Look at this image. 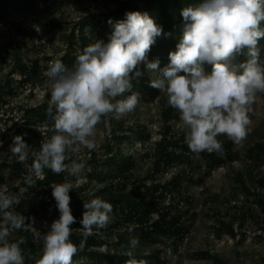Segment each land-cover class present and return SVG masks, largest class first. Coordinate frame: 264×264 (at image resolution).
Wrapping results in <instances>:
<instances>
[{
  "label": "clouds",
  "instance_id": "obj_1",
  "mask_svg": "<svg viewBox=\"0 0 264 264\" xmlns=\"http://www.w3.org/2000/svg\"><path fill=\"white\" fill-rule=\"evenodd\" d=\"M181 16L180 39L163 67L158 59H148L162 26L147 11L139 10L126 11L122 19L109 18L107 40L96 39L84 46L73 67L60 59L49 62L47 115L53 121V135L33 154L24 177L26 185L32 186L45 169L57 175L83 173V161L65 163L69 153L80 146L95 149L96 127L102 117L135 109L140 93L132 91V81L145 71L154 74L150 86L165 93L168 105L178 111L185 143L192 152L220 153L223 146L217 137L221 135L234 143L246 137L250 106L257 93H264V62L258 44L264 38V0H197L182 8ZM238 56L245 59L238 61ZM126 92L130 94L124 96ZM12 140L11 152L24 164L30 146L23 134ZM50 187L59 217L43 236L38 264H72L78 251L70 239V225L76 222L70 208L72 184L58 182ZM19 202L18 195L0 190V264H24L23 241L10 239L26 224V217L15 209ZM83 208L79 222L84 237L110 222L112 205L106 200L92 198ZM129 243L135 248L139 240L133 237ZM127 255L126 264H137L131 251Z\"/></svg>",
  "mask_w": 264,
  "mask_h": 264
},
{
  "label": "trees",
  "instance_id": "obj_2",
  "mask_svg": "<svg viewBox=\"0 0 264 264\" xmlns=\"http://www.w3.org/2000/svg\"><path fill=\"white\" fill-rule=\"evenodd\" d=\"M69 1L50 0L48 10L61 9ZM37 2L38 0H0V24H7L12 10L35 15L38 13ZM196 2L197 0H103L106 7L104 10L95 13L88 9L72 27L68 26L67 22H56L51 18H47L44 25L47 28L51 26L65 29L63 36L67 48L58 59L66 66L73 67L76 56L84 46L94 43L96 39L107 40L111 31L109 18L122 19L125 12L130 10L147 11L163 29L162 35L157 37L151 46L148 59H158L159 65H163L169 59V51L175 50L180 39L182 8ZM261 23L264 26V21ZM258 44L261 49L260 60L263 62L264 38H261ZM14 59L17 64L10 73L18 72L20 79L15 81L8 75L0 78V114L3 107H10L8 95L16 93L26 85H36L45 78L44 68L48 67V63L42 66L38 60L30 58L24 60L18 53L14 55ZM243 59H245L243 56L237 57L238 61ZM46 60L50 58L46 57ZM140 67L143 71L144 66ZM152 78L151 73L145 71L143 76L132 81V91L144 94L148 99L158 98L162 92L150 86ZM129 94L126 92L123 95ZM49 98L48 90L42 103L20 108L22 122L16 124L12 135L13 138L14 135L23 134L32 150V154H29L31 163L33 154L53 135V121L47 115ZM160 115L162 137L155 144H151L150 150L143 156L144 160L151 161L152 166L151 171L145 175L139 173V158L125 152L123 144L126 141L132 143L134 138L148 142L150 132L146 126L129 132L130 129L125 125L124 119H119L113 114L101 118L98 125L106 135L102 144L91 150L86 160L87 166L90 167L87 175L90 182L101 185L95 187L92 197H99L111 203V219L105 228L94 230L93 235L84 237L79 221L84 211L83 203L91 198L77 195L85 186L69 192L70 208L76 217V222L70 225V239L78 248L72 257V264H126L130 259L127 255L129 251L132 252L137 264H167L162 256L163 248L151 252L145 248L149 245L154 247L166 245V242L171 240L176 252L179 244L191 233L192 220L197 216L194 205L196 198L190 194V187L194 184L203 185L205 179L210 177L215 169L241 159L242 155L235 149V143L224 135L217 138L223 146L220 153L192 152L185 143L184 133L181 130H174V121L179 120V113L168 105L167 99L161 100ZM252 115L250 111L249 119ZM43 127H46L45 130ZM3 130L0 128V134L4 137ZM12 143L11 139L6 145L11 147ZM69 156L70 159L65 161L68 165L73 159L81 161L76 151L69 153ZM246 157L250 160L247 171H239L236 174L239 188L246 194L245 204L227 202L224 207L216 209L213 214L215 220L213 227L219 238L224 234L236 238L238 228L241 229L252 221L264 231V192L256 187V183H259L261 189H264V171H260L264 166V144L257 142L247 151ZM5 165L8 167V175L4 177L0 174V189L7 185L8 192L19 196L20 202L15 209L26 217L24 228L14 231L10 239L23 241L20 247L24 253V264H38L43 251V236L53 220L59 217L50 185L66 181L67 176L66 173L57 175L45 169L42 177L36 178L35 183L28 186L24 182L25 165L19 163L13 153ZM171 168H176V172L163 181L162 178ZM254 168L259 169L256 174L253 173ZM209 197L211 201L219 199L218 195ZM37 221H42L46 229L41 228L38 232L33 230ZM235 225L238 228H235ZM112 227H126L128 233H119L117 239L110 238L109 235L114 234L111 231ZM133 237L139 240L135 248H131L129 243ZM210 258L211 264H232L218 254H212ZM250 264H264V257Z\"/></svg>",
  "mask_w": 264,
  "mask_h": 264
},
{
  "label": "rangeland",
  "instance_id": "obj_3",
  "mask_svg": "<svg viewBox=\"0 0 264 264\" xmlns=\"http://www.w3.org/2000/svg\"><path fill=\"white\" fill-rule=\"evenodd\" d=\"M49 7L50 0H38L36 9L38 13L35 15L27 14L26 12L18 13L12 10L7 24H0V78L8 75L9 78H14L15 81L20 79L18 72L10 73L17 64L14 59V55L17 53L24 60L29 58L38 60L42 66L58 59L64 53L67 48V42L63 36L65 29L51 26L47 28L44 25L47 18L56 20V22H67L68 26L72 27L74 22L81 18L88 9L97 13L106 8L103 0H70L61 9L55 8L53 11L48 10ZM76 32L78 31L76 30ZM46 57H49L50 60L47 61ZM167 63L168 61L163 65H159V67H163ZM46 71L47 68H44V74ZM151 75L153 77L154 74L151 73ZM46 82L47 77L45 75V78L37 82L36 85H26L18 89L16 93L7 96L10 101V107H3L0 114V128L4 129L3 131L5 132L4 137L0 134V174L4 177L8 175V167L5 164L12 156L11 147L6 144L12 139L16 124H21L22 122V111L20 108L25 105L35 106L42 103L48 92ZM162 99H167L166 94L163 92L162 95L154 100L148 99L144 94H140L139 102L132 112L117 116V118L125 120V125L130 129L129 132L142 128L144 125L150 132L148 142L134 138L132 143L126 141L123 144L125 152L132 153L139 158V173L142 175L148 174L152 169L151 161L143 159L144 154L150 150L151 144H155L162 137L160 115ZM250 108L253 113L250 118V130L241 142L235 143V149L242 155L241 159L215 169L212 175L205 179L203 185L194 184L190 187V194L196 198L194 205L197 212V216L192 220L191 233L184 242L179 244L176 252L171 240H168L166 245H161L162 247L149 245L145 248L146 251L151 252L154 249L163 248L162 256L167 261V264H211L210 256L212 254H218L231 261L232 264H250L258 262L261 257H264V231L259 229L253 221L246 223L241 229L235 225V228L239 230L236 238H232L227 234L219 238L213 227L215 222L213 214L217 208L224 207L227 202L245 204L246 194L239 188L236 174L239 171L246 172L247 166L250 165V160L246 157L247 151L257 142L264 144L263 93L256 94L255 101ZM45 128L43 127V130ZM174 130H181L180 120L174 121ZM105 135L106 132L97 125L95 134V145L97 147L102 144ZM76 152L79 159L86 165L85 171L79 175L66 173L67 179L64 182L72 184L71 190H79V187L85 186V189L79 190L77 195L92 199L95 187L101 185L90 182L87 175L90 167L87 166L86 160L91 151L80 146ZM30 154H32L31 148ZM198 158L202 160L201 157ZM24 165L26 176L27 169L31 165L29 157ZM261 168L260 171H264V166ZM176 170V168H171L162 180L170 178ZM258 171L259 169L257 168L253 169L254 174ZM256 187L259 191L264 192L259 183H256ZM4 189L8 190L7 185H3L0 190ZM212 195H218L219 199L211 201L209 196ZM41 228L46 229V226L42 221H37L33 230L38 232ZM111 231L114 234L109 235V237L113 239H117L119 233H128L126 227H112Z\"/></svg>",
  "mask_w": 264,
  "mask_h": 264
},
{
  "label": "built area",
  "instance_id": "obj_4",
  "mask_svg": "<svg viewBox=\"0 0 264 264\" xmlns=\"http://www.w3.org/2000/svg\"><path fill=\"white\" fill-rule=\"evenodd\" d=\"M22 255H24V253L22 252Z\"/></svg>",
  "mask_w": 264,
  "mask_h": 264
}]
</instances>
